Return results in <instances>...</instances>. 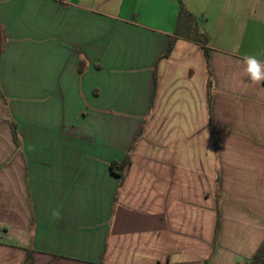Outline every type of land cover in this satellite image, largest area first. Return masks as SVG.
<instances>
[{"label": "crops", "instance_id": "0c3cea01", "mask_svg": "<svg viewBox=\"0 0 264 264\" xmlns=\"http://www.w3.org/2000/svg\"><path fill=\"white\" fill-rule=\"evenodd\" d=\"M0 50V264H264V0H0Z\"/></svg>", "mask_w": 264, "mask_h": 264}, {"label": "trees", "instance_id": "16d2710c", "mask_svg": "<svg viewBox=\"0 0 264 264\" xmlns=\"http://www.w3.org/2000/svg\"><path fill=\"white\" fill-rule=\"evenodd\" d=\"M174 36L175 38H173V40L171 41L166 56H168L172 51L175 39L184 38L193 41L202 47L209 68L211 38L208 34L201 30L195 16L183 5L180 6V10L177 16ZM209 87H211V82L209 83ZM131 163V157L127 156L123 161H114L111 164L113 173L119 177L120 185L124 182L125 172L131 165ZM26 264H30L29 256L27 258Z\"/></svg>", "mask_w": 264, "mask_h": 264}, {"label": "clouds", "instance_id": "9594fccd", "mask_svg": "<svg viewBox=\"0 0 264 264\" xmlns=\"http://www.w3.org/2000/svg\"><path fill=\"white\" fill-rule=\"evenodd\" d=\"M243 64L245 65L243 73L252 84L259 85L264 82V63H261L255 56H245Z\"/></svg>", "mask_w": 264, "mask_h": 264}]
</instances>
